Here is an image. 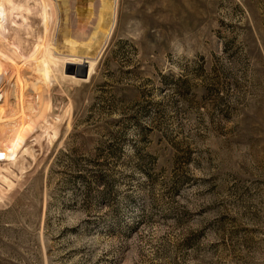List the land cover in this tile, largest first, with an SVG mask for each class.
Instances as JSON below:
<instances>
[{
    "label": "rangeland",
    "instance_id": "374dc122",
    "mask_svg": "<svg viewBox=\"0 0 264 264\" xmlns=\"http://www.w3.org/2000/svg\"><path fill=\"white\" fill-rule=\"evenodd\" d=\"M46 9L0 0L20 74ZM107 42L37 76L44 120L0 66V264H264V0H120Z\"/></svg>",
    "mask_w": 264,
    "mask_h": 264
},
{
    "label": "bare ground",
    "instance_id": "6f19581e",
    "mask_svg": "<svg viewBox=\"0 0 264 264\" xmlns=\"http://www.w3.org/2000/svg\"><path fill=\"white\" fill-rule=\"evenodd\" d=\"M44 1L48 6V9H46V17L48 19L46 28L47 34L46 37H39L40 42L43 43H40L38 46L36 52V62L34 65L35 67L28 69L25 74H20L18 69L15 68L16 66L13 64H8L9 66L5 64L6 62L10 63V59L7 55L0 51V66H3L4 68L6 67L8 72L11 71L12 73L9 72V75H13L16 83L20 84L19 88H16L14 87L15 83L13 82V92L15 95L13 100L17 101L21 99V96H23L22 93L25 94V91L26 93H30V95L35 93L36 96L38 95L39 100H42L40 102V117L43 118V120L46 118L49 105L46 96L44 95V97H42L43 82H38L37 76H39L42 80L51 77L52 73L58 70V67L60 66H58V64L62 62V64H64L63 66H65V64L67 66L71 64L72 68H74L75 65L86 66L89 78L96 68L97 58L99 53H101V49L104 47L103 45L108 43L107 41H109L112 36L116 25L120 0L84 1V5L82 4L83 8H80L82 11L81 16L83 18L85 17L84 22L86 23V27H84L86 28V35L83 38V40H85L84 42L78 41L79 39L76 40L75 32H73V28L77 26L73 19L74 5H76V2H74V0H61L59 2L58 0ZM58 10L64 15V20L61 19V22L58 21ZM57 29H59V36L63 38V43L68 50V54L65 56L57 50V46L55 44L56 41L54 42V40H56L55 33ZM84 68L85 67H79L80 72L76 73L77 77L78 74H81L84 71ZM65 73L67 74V71ZM66 74H63L62 76L78 81L77 78L67 76ZM5 77L6 73L0 75V83L6 81ZM55 77L56 76H54V78ZM29 96L27 95V97ZM26 129H34L32 123H27Z\"/></svg>",
    "mask_w": 264,
    "mask_h": 264
},
{
    "label": "water",
    "instance_id": "95a60500",
    "mask_svg": "<svg viewBox=\"0 0 264 264\" xmlns=\"http://www.w3.org/2000/svg\"><path fill=\"white\" fill-rule=\"evenodd\" d=\"M78 78H81V79H87L88 78V71H87L86 66L84 68V71L81 74H78Z\"/></svg>",
    "mask_w": 264,
    "mask_h": 264
}]
</instances>
